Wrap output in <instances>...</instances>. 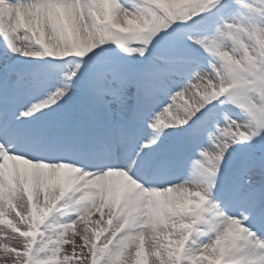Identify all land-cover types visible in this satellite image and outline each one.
<instances>
[{"label":"snow or ice","instance_id":"1","mask_svg":"<svg viewBox=\"0 0 264 264\" xmlns=\"http://www.w3.org/2000/svg\"><path fill=\"white\" fill-rule=\"evenodd\" d=\"M0 264H264V0H0Z\"/></svg>","mask_w":264,"mask_h":264}]
</instances>
